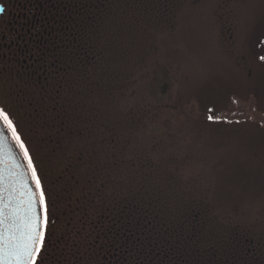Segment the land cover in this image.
Segmentation results:
<instances>
[{
	"label": "trees",
	"instance_id": "16d2710c",
	"mask_svg": "<svg viewBox=\"0 0 264 264\" xmlns=\"http://www.w3.org/2000/svg\"><path fill=\"white\" fill-rule=\"evenodd\" d=\"M64 8L69 72L20 101L47 198L50 241L39 255L50 264H264L262 239L213 228L201 203L179 204L168 192L173 178L158 177L151 163H128L120 133L102 132L90 112L89 97L117 91L125 77L131 43L154 14L153 0H69Z\"/></svg>",
	"mask_w": 264,
	"mask_h": 264
},
{
	"label": "rangeland",
	"instance_id": "374dc122",
	"mask_svg": "<svg viewBox=\"0 0 264 264\" xmlns=\"http://www.w3.org/2000/svg\"><path fill=\"white\" fill-rule=\"evenodd\" d=\"M153 3L117 91L89 97L94 122L120 133L128 163L172 177L179 204L201 203L213 228L264 242V136L249 122H208L243 115L250 103L264 118V0ZM0 103L35 155L18 102Z\"/></svg>",
	"mask_w": 264,
	"mask_h": 264
},
{
	"label": "flooded vegetation",
	"instance_id": "af4514ba",
	"mask_svg": "<svg viewBox=\"0 0 264 264\" xmlns=\"http://www.w3.org/2000/svg\"><path fill=\"white\" fill-rule=\"evenodd\" d=\"M67 1L0 0V100H16L19 111L25 108L20 101L43 90L50 77L69 72ZM77 72L82 77V61ZM49 260L39 255L37 264Z\"/></svg>",
	"mask_w": 264,
	"mask_h": 264
},
{
	"label": "water",
	"instance_id": "95a60500",
	"mask_svg": "<svg viewBox=\"0 0 264 264\" xmlns=\"http://www.w3.org/2000/svg\"><path fill=\"white\" fill-rule=\"evenodd\" d=\"M247 107L243 115L233 117L224 115L215 120H223L229 124L233 122L241 124L244 121L264 129V118L253 111V104L250 103ZM0 196H2L0 208L4 209L5 235L13 214L18 217L25 214L29 197H36L34 213L38 218L42 216L38 202L39 194L30 169L10 130L6 129L2 122H0Z\"/></svg>",
	"mask_w": 264,
	"mask_h": 264
},
{
	"label": "snow or ice",
	"instance_id": "6c2138e0",
	"mask_svg": "<svg viewBox=\"0 0 264 264\" xmlns=\"http://www.w3.org/2000/svg\"><path fill=\"white\" fill-rule=\"evenodd\" d=\"M0 122L4 124L6 129L10 130L12 137L23 150L36 189L39 190L38 202L42 210V216L38 218L33 207L37 202L36 197H29L25 214L22 217L13 214L10 218L7 235H5L4 209L0 208V264H37V257L41 253L46 239L47 198L42 190L40 178L33 167L30 155L17 134L13 122L3 109H0Z\"/></svg>",
	"mask_w": 264,
	"mask_h": 264
}]
</instances>
